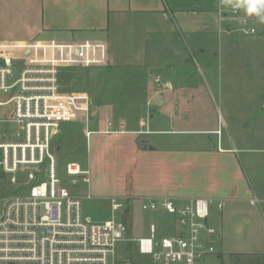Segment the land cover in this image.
<instances>
[{"label": "built area", "instance_id": "obj_1", "mask_svg": "<svg viewBox=\"0 0 264 264\" xmlns=\"http://www.w3.org/2000/svg\"><path fill=\"white\" fill-rule=\"evenodd\" d=\"M219 12L236 20L237 33L259 34L258 17L233 8L230 0H221ZM105 64L100 42L0 38V264H133L130 245L147 264H197L216 253L207 199H147L142 211L169 217L165 233L150 224L149 237L129 239L121 203L111 200L119 217L92 221L82 208L90 195H75L60 178L54 146L62 127L78 123L86 139L92 134L91 98L63 91L60 73ZM65 174L71 184L89 185V171L78 162L67 163Z\"/></svg>", "mask_w": 264, "mask_h": 264}, {"label": "crops", "instance_id": "obj_2", "mask_svg": "<svg viewBox=\"0 0 264 264\" xmlns=\"http://www.w3.org/2000/svg\"><path fill=\"white\" fill-rule=\"evenodd\" d=\"M39 2V20L31 27L32 31L40 36L69 38L40 40L103 43L106 47V64L103 66L123 71L140 69L151 81L139 116L134 103L122 100L115 112L112 111L113 105H108L104 111L95 114V120L91 117L89 139L82 132L86 139L85 168L90 180L85 195H90L93 188L102 196L108 192L99 188L97 179L91 176L99 163L100 170H110L112 174L121 171L125 178L134 179L131 187L123 186L117 192H108L110 203L117 198L132 200L155 196L179 201L204 198L222 204L221 221L217 227L212 224L211 216L209 218L210 225L216 230L220 250L254 254L245 246L230 245L232 243L227 240L253 238L255 235L249 230H246L248 234H243V224L247 222L264 240V199L255 197L256 186L253 187L245 165L248 156H243V153L247 155L246 152L256 149L238 146L231 136L218 138L214 133L216 129H209L210 134L206 135L189 126L173 129L178 121H183L178 115L173 119L168 117L169 128L161 126L164 108L178 110L180 99L175 96L182 94L183 90L181 87L174 89L173 84L179 80L175 68L183 61L180 58L182 52L205 43L214 45L221 40L223 32L231 30L230 26L222 25L221 0ZM212 18L217 19L218 25ZM156 78L167 86L166 89L155 83ZM97 115L102 118L98 120ZM174 134L181 136L180 139L152 138ZM143 137L148 138L146 149L141 142ZM99 176L103 181L102 175ZM162 176L166 180L170 178V183L166 188L167 182H159L165 189L156 191ZM255 181L261 185L257 188L264 189L263 180ZM261 249L264 252V241Z\"/></svg>", "mask_w": 264, "mask_h": 264}, {"label": "rangeland", "instance_id": "obj_3", "mask_svg": "<svg viewBox=\"0 0 264 264\" xmlns=\"http://www.w3.org/2000/svg\"><path fill=\"white\" fill-rule=\"evenodd\" d=\"M39 13V0H0V38L6 40L69 39L35 34L31 27L38 22ZM212 19L218 25L217 19L216 21ZM259 21L258 35L243 36L234 30L236 20L226 13L222 25L230 26L231 30L223 32L218 43L214 45L205 43L182 52L180 58L183 61L175 68V74L179 75V80L173 84L174 89L181 87L183 90L182 94L175 96L180 99L178 110L164 108L161 126L169 128L168 117L173 119L178 115L183 121H178L172 126L173 129L189 126L190 129L203 131L204 135L210 134L209 129H216L220 132L219 135L216 134L218 138L221 136L222 139H227L231 136L238 146L245 149H256L246 152L247 155L243 153V156H248L245 165L247 173L251 176L253 187L256 186L255 197L262 200L264 189L257 188L261 185L255 181L259 179L264 181V22L260 19ZM60 83L63 91L89 95L91 114L95 120V114L100 113L103 108H108V105H113L111 106L112 111L115 112L117 104L120 106L122 100L134 103L137 107L136 115L139 116L151 81L140 69L123 71L98 65L63 69L60 73ZM96 117L99 120L102 115ZM187 118L188 121H185ZM90 127L92 128L91 124ZM154 137L165 140L170 138L176 141L181 136L174 134L152 136ZM86 153V139L83 138L81 125L78 123L65 124L62 127L59 150L55 152V157L60 178L78 196L85 195L87 186L81 182L71 184L66 178L65 166L69 162H78L86 169ZM100 167L98 163L96 171H93L91 175L93 179L94 177L97 179L99 188L108 192H117V189L123 186L133 185L134 179L129 176L125 178L123 172L112 174L110 170H100ZM163 181L167 182V188L170 178L166 180L162 176L158 180L159 187L156 191L165 189L159 185V182ZM108 192L102 196L93 188L91 196L82 200L84 215L95 222L108 221L113 214L119 217L121 210L113 213L110 203L111 196ZM149 198L163 197L143 196L132 200L121 198L116 200L125 208L123 216L127 222L129 239L149 237L150 224L156 226L158 233H165L162 227L169 217L141 209L142 203ZM210 211L211 222L217 227L221 221L222 211L214 202L211 203ZM248 223H246L247 226L243 224V234H248L250 231L255 235L253 238H232L227 242L232 243L230 244L232 246H245L246 249H250L249 251H254V254L222 252L218 245L217 234H214L213 244L216 253L206 256L197 264H264V252L260 250L264 240L258 237L255 227ZM128 250L133 264H147V259L139 257L133 245H130ZM118 252L121 257L125 256L123 244H119ZM257 252L260 253L257 254Z\"/></svg>", "mask_w": 264, "mask_h": 264}, {"label": "clouds", "instance_id": "obj_4", "mask_svg": "<svg viewBox=\"0 0 264 264\" xmlns=\"http://www.w3.org/2000/svg\"><path fill=\"white\" fill-rule=\"evenodd\" d=\"M235 9H243L246 15H254L264 22V0H230Z\"/></svg>", "mask_w": 264, "mask_h": 264}, {"label": "water", "instance_id": "obj_5", "mask_svg": "<svg viewBox=\"0 0 264 264\" xmlns=\"http://www.w3.org/2000/svg\"><path fill=\"white\" fill-rule=\"evenodd\" d=\"M29 51L27 50L26 51V54H28ZM159 102V100H158ZM142 144H143V149H146V143L148 142V138L147 137H143L142 140H141ZM54 148L58 151L59 150V147L57 146H54Z\"/></svg>", "mask_w": 264, "mask_h": 264}]
</instances>
